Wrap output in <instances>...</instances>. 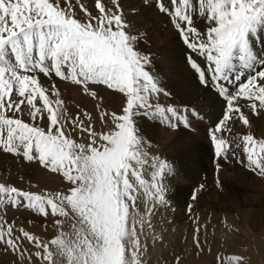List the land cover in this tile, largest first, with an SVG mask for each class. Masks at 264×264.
Listing matches in <instances>:
<instances>
[{
	"label": "snow or ice",
	"instance_id": "snow-or-ice-1",
	"mask_svg": "<svg viewBox=\"0 0 264 264\" xmlns=\"http://www.w3.org/2000/svg\"><path fill=\"white\" fill-rule=\"evenodd\" d=\"M145 4L168 17L200 84L225 101L211 135L216 157L231 156L264 176V139L243 135L241 154L234 150L241 143L233 144L240 138L218 135L232 133L230 122L250 126L246 113H264V0ZM144 35L121 0H94L91 11L82 0H0V151L68 182L63 191L39 192L0 183V246L21 264H144L141 236L156 202L167 203L173 164L149 156L141 121L175 128L181 119L190 125L199 118L189 105L157 102L170 93L153 57L139 48ZM53 77L81 86L96 100L107 131H96L87 112L69 115ZM94 85L122 94L119 113L103 108ZM80 133L87 143L73 138ZM146 166L154 169L150 180ZM9 206L52 217L54 236L45 240L9 222ZM199 231L193 242L203 250L207 241ZM220 264H244V258L229 255Z\"/></svg>",
	"mask_w": 264,
	"mask_h": 264
},
{
	"label": "rangeland",
	"instance_id": "rangeland-1",
	"mask_svg": "<svg viewBox=\"0 0 264 264\" xmlns=\"http://www.w3.org/2000/svg\"><path fill=\"white\" fill-rule=\"evenodd\" d=\"M134 1L121 0L122 5L125 2L136 5L135 8L130 9L129 11H126L124 13L126 16L130 17L132 20L135 21L136 28L141 33L146 34L144 35V39L148 38L149 45L144 48V52L151 54V56L153 57V60L155 63L154 64L155 70L156 72L159 73L160 79L162 80L163 84L165 83L168 84L167 78L169 76L167 72V67L164 65V62H165L164 60L166 59V57H164L165 54L163 53L165 50V46L169 50V54L174 55V56L176 55L175 58L179 60V64L184 68V70H185V67H187L190 70V73L194 75V79L196 80V81L194 80V84H193L194 87L191 89L190 88L188 89L187 88L188 86L184 84H183L184 86H187L186 88L178 87L174 89L172 87L171 88L172 90L168 91L170 95L169 96L160 95L157 98V102H159L162 106H175L176 105L175 107H177L178 104H180L185 99L186 100L190 99V101L194 104L192 107H195L196 111L199 113V118L192 120L190 125L186 124L184 119H181L180 121L177 122V126L175 128L164 126L160 124L158 121L147 120L149 122V127H148L149 129H146L147 133L145 134L147 136L146 138L148 141V148L146 150L149 152V156L150 157L158 156L160 157V159L162 160L164 159L167 162L172 163L173 170L174 171L178 170V171H176L177 174H174L175 172L172 171L173 173L168 174V177L166 178V183H167L166 190L168 194L166 195L167 203L159 204V202H156L155 207L153 208L154 214L151 216V220H150L151 226L149 227L147 224L145 225L144 232L141 236L142 243L147 245V251L145 252L144 257H143L144 264H174V263L175 264H196L197 259H198L197 260V263H198L200 260L199 258L202 254V250H198L196 245L193 242L194 236L197 235L196 233L197 227H199L200 229L198 235L200 239L202 238L201 240H204L205 234H207V236L205 237L213 235V240L216 239L215 241L218 245L217 253L213 254V256L212 255L208 256V258L206 259L207 260L206 264H220L221 258L227 257L232 254V253L230 254L228 249H225V250L224 248L221 249L222 247L220 246L221 243L224 242V240L222 239H225L223 238L224 235H221V230L224 227H226L227 224H229L228 222H231L232 224L234 222H238L239 220L238 218H244L247 221H250L254 226L258 225L257 227H259L260 230L259 228H257L256 231L254 230L253 236L254 237L256 236L255 237L256 239L260 238V241L262 240V242L264 241V236H263L264 229L262 228L264 227V216H263L264 215V189H263L264 188V177L259 175L256 172L251 171L244 164L239 163L238 160H236L235 158L231 156L229 157L228 160H223V159H219L216 157L214 144L211 140V135L218 123V119L221 117V114L224 111L225 101L223 100L222 97L218 95L217 91L214 88H212L211 86L204 87L200 84V82L197 79L196 73L190 68L189 64L186 61L185 54L187 52V49H186V52H178V50H176L178 47V44H175V43L177 41L179 42L178 40L179 36L174 30L173 25L169 22L168 17L161 14L155 7L148 8L145 4V0H136L138 4L134 3ZM82 2L85 3L89 7L90 11L92 10V4L94 3V0H82ZM151 25H154V26H151ZM155 32L157 33V35ZM163 35L164 36L167 35L165 37V40H164ZM152 42L154 45L152 44ZM157 42L159 45L157 44ZM171 42H173L174 44ZM182 62H184L185 64ZM53 80L55 81L56 86L60 89L61 96H62L61 98L65 101V104L67 105L68 110L70 108L75 107L76 109H79V111L77 112L78 114H80L81 111L87 112L93 116L94 123L97 121L96 123H99L100 124L99 126H102V122L100 121V119L96 118L98 117V110L96 108V100H93V98L88 96L86 93L82 92L81 86L74 85L70 81H61L59 78H56V77H53ZM92 88L93 90L96 89L95 91H97L99 97H103L102 104L105 102L104 95L106 94V92L113 91V90L107 89V87L104 85H94L92 86ZM98 90L100 93L98 92ZM163 98L164 100L162 101ZM176 101L178 102L176 103ZM246 114L249 115L250 126H244L242 122H239V121H237V123H235L234 125L231 124L230 122V126L232 127V133L227 134V133L222 132L218 134L222 136H228L229 139H231V136L233 135L240 138L236 141H233V144L237 142L241 143V147L239 149H234L235 151L241 154L243 153V144H242L243 135L252 134L254 138L256 139H264V113L249 112ZM179 124L182 125L181 126L182 129L187 133V136H189L191 140H193V143L196 147L194 145L188 144L186 145L185 148H183V151H185L184 154L182 152L179 154L181 157H183L182 161L181 162L179 161L180 166L177 165V168H176L174 167V160L172 159L174 158L175 152L172 151L173 148L171 146L170 148H167L166 139H161L159 137L158 132L161 129L160 131H162V135L164 138V135L167 136V135L172 134L170 133V131L174 132V130L176 129L179 132L181 130L178 127ZM156 127L157 129L159 128L158 132H157ZM194 149L197 151L199 150L200 151L196 154ZM232 150L233 149L230 148V152ZM186 151L188 152L192 151V154ZM3 154H7L6 159L9 165V169L2 170V174L0 175L1 176L0 183L6 182L7 184L16 186L22 190H28L29 188L30 189L33 188L32 190L30 189L29 190L34 191V192L35 191L39 192L36 189V187L39 186L38 184L40 183L41 179L40 177L39 178L38 177L35 178V177L38 174L37 171L41 169L42 167L36 162H27L21 157H17L11 153H4L3 151H0V161L4 160ZM190 156L194 158L192 159ZM199 158H201V160ZM195 159L196 161H198L199 159L201 163L200 162H199L200 164L194 163ZM217 163L221 165L219 171H217V168H216ZM26 170L28 173L25 172ZM153 171L154 169L146 166L144 170L145 178L150 180L151 173ZM20 172H22L23 174L20 175ZM47 173L50 175V172H47ZM174 176H177L178 178L177 177L174 178ZM28 178H33L34 180L28 181L29 182L28 183L27 182V180H29ZM184 178L187 179L186 183L188 184L184 185L181 182L182 179ZM47 179L49 180V176H47ZM178 179L180 180L181 183L179 182ZM19 180L20 181L22 180L21 182H23V184ZM50 180H51L50 185H54L55 189H59V186H61L62 184L61 181H63L64 179L61 175L58 176V174H55V176L50 177ZM16 181L18 183H15ZM32 184L34 185L32 186ZM28 185L30 186L29 188H28ZM171 186H174L175 189L174 187L172 188ZM200 189L202 190L200 191ZM194 196H195V199H193ZM184 198H187V199H184ZM191 208L192 210L189 212L188 210ZM139 212H140V215L142 216L145 215L146 210L143 205H141ZM17 213L18 214L20 213L22 217L18 215ZM30 213H34V212L24 207L16 208V207L9 206L7 214H6V218L8 219L9 222L11 221L14 222L15 225L18 227V224H21V222L23 221L22 218H24V216L26 218V215ZM180 213L183 215H181ZM19 216L21 217L20 220L22 219L21 222L19 220ZM211 216L213 219H211L210 221L211 223L210 222L208 223L209 226L211 227L209 228L207 227L208 226L207 225L205 229H203L205 226L204 224L206 223L205 221L206 220L209 221V218ZM38 218L41 220L40 222L38 221ZM51 221H52V217L43 218L42 216L37 214V218H34L29 221V223H31V226L27 225V229L28 227H30V229L28 230L31 232H34L32 229H35V224H36L38 225V227H40L39 230H41L42 235H44L45 237L47 236V237L52 238L51 233L52 234L54 233L50 231V229L47 226V223ZM42 225L44 228L41 227ZM206 229H208V231ZM261 230H263V232ZM170 232L172 233V238H171ZM164 235L165 236L168 235L166 237L167 239L166 241L163 240ZM160 243L161 245H159ZM11 253H13L11 250H7L5 247L0 246V264H9ZM191 253L193 254V256L191 255ZM195 257L197 259L194 260Z\"/></svg>",
	"mask_w": 264,
	"mask_h": 264
},
{
	"label": "bare ground",
	"instance_id": "bare-ground-1",
	"mask_svg": "<svg viewBox=\"0 0 264 264\" xmlns=\"http://www.w3.org/2000/svg\"><path fill=\"white\" fill-rule=\"evenodd\" d=\"M127 1V0H126ZM132 1H134V0H132ZM130 2V1H129ZM122 3H123V1H122ZM126 3V2H125ZM123 4L124 5V7H123V11L124 12H126V11H129L130 9H133V8H135V4H132V3H126V4ZM134 3H136V4H138L137 3V1L135 0L134 1ZM149 8V7H148ZM152 9H154V8H152ZM145 10V9H144ZM150 10V9H149ZM148 10V11H149ZM152 11V10H151ZM150 11V12H151ZM145 12V11H144ZM157 14V13H156ZM137 17H138V15H137ZM164 20H166V19H164ZM137 21V20H136ZM154 21V20H153ZM152 22V21H151ZM156 23V22H155ZM144 24V23H143ZM149 24V23H148ZM157 25H159V24H157ZM151 26H154V25H151ZM156 26V25H155ZM172 26V25H171ZM138 27V26H137ZM154 28V27H153ZM162 28V27H161ZM150 29V28H149ZM155 29V28H154ZM158 29V28H157ZM144 30V29H143ZM142 30V31H143ZM139 31V30H138ZM146 31V30H145ZM160 31V30H159ZM140 32V31H139ZM147 33V32H146ZM153 33V32H152ZM156 33V32H155ZM161 34V33H160ZM159 34V35H160ZM165 34V33H164ZM146 35V34H145ZM154 35V34H153ZM156 35H157V33H156ZM169 35V34H168ZM148 36V35H147ZM164 36V35H163ZM167 35H165L164 36V40H165V37H166ZM170 36V35H169ZM162 37V36H161ZM158 38V37H157ZM178 38V37H177ZM163 39V38H162ZM175 39V38H174ZM154 40V39H153ZM166 40H167V38H166ZM170 40V39H169ZM178 40H179V42L177 41L175 44H178V47H177V49L176 50H178V52H186V47L183 45V43H182V41H181V39L180 38H178ZM168 42V41H167ZM171 43H173V42H171ZM152 44H153V42H152ZM151 44V45H152ZM157 44H158V42H157ZM164 44V43H163ZM174 44V43H173ZM149 45V41H148V38H145V39H143L140 43H139V48H140V50H142L143 52H144V48L146 47V46H148ZM154 45V44H153ZM159 45V44H158ZM161 45V44H160ZM165 46V45H164ZM151 47V46H150ZM159 47H161V46H159ZM163 47V46H162ZM174 49V50H175ZM180 50V51H179ZM159 51H161V50H159ZM167 52V53H166ZM164 54H165V56L164 57H166V59L164 60V61H162V62H164V65L167 67V72H168V78H167V81H168V84H164V86L166 87V89H167V91H171L172 89V87L174 88V89H176V88H178V87H187L188 89L190 88H193L194 87V75H192V73H190V70L187 68V67H185V70H184V68L179 64V60L178 59H176L175 58V56L174 55H171V54H169V50L167 49V47L165 46V50H164V52H163ZM157 54V53H156ZM185 54V53H184ZM151 55V54H150ZM159 55V54H158ZM155 57V56H154ZM163 58V57H162ZM162 60V59H161ZM161 62V61H160ZM186 62V61H185ZM182 63H184V62H182ZM155 64V63H154ZM185 64V63H184ZM195 74V73H194ZM166 75V74H165ZM166 77V76H165ZM196 78V77H195ZM56 80V79H55ZM196 81V80H195ZM196 83V82H195ZM187 85V86H184V85ZM196 85V84H195ZM198 85V84H197ZM199 86V85H198ZM197 86V87H198ZM67 88V87H66ZM77 89V88H76ZM79 89V88H78ZM96 90V89H95ZM181 90H182V88H181ZM184 90V89H183ZM80 91V90H79ZM197 91V90H196ZM98 92H99V90H98ZM100 93V92H99ZM76 94V93H75ZM79 95H81V94H79ZM206 95V94H205ZM105 97H104V99H105V102L102 104L103 105V108L104 109H106V110H108V111H116L117 113H119V111H120V109H121V105H122V101H123V98H122V96H121V94H119V93H117V92H115V91H112V92H106V94L104 95ZM62 97V96H61ZM82 97V96H81ZM193 97V96H192ZM196 97V96H195ZM208 97V96H207ZM83 98V97H82ZM92 98V97H91ZM191 98V97H190ZM202 98V97H201ZM200 98V99H201ZM94 100V99H93ZM164 100V98L162 99V101ZM211 100H213V99H211ZM210 100V101H211ZM182 101V100H181ZM194 101V100H193ZM197 101V100H196ZM201 101V100H200ZM175 102V101H174ZM178 101H176V103H177ZM173 103V102H172ZM208 103V102H207ZM215 103V102H214ZM174 104V103H173ZM66 105V104H65ZM105 105V106H104ZM185 105H189V106H193L194 104L190 101V99H185L184 101H182L180 104H178V106H177V108L178 109H183V107L185 106ZM197 105H198V103H197ZM77 106V105H76ZM176 106V105H175ZM66 107H67V105H66ZM195 108V107H194ZM209 108H210V106H209ZM73 110V111H72ZM208 110V109H207ZM214 110V109H213ZM79 111V109H76L75 107L74 108H70L69 110H68V114L69 115H74V114H78L77 112ZM202 112V111H201ZM207 112V111H206ZM206 114V113H205ZM93 117V116H92ZM209 117V116H208ZM96 118H98V117H96ZM25 119H28V117L26 116L25 117ZM94 119V118H93ZM211 119V118H210ZM255 120V119H254ZM217 121V120H216ZM97 122V121H96ZM94 123L93 124V128L96 130V131H107V127L104 125V124H102V126H99L100 124L99 123ZM45 121H40V125L41 126H45ZM141 123H142V125H143V131H144V134L145 133H147L146 132V129H149L148 127H149V122L147 121V120H142L141 121ZM252 123V122H251ZM182 125L181 124H179L178 125V127H179V129H181L179 132H178V130H176V132H175V130H174V132H171L170 131V133H172L171 135H164V138H163V135H162V131H160L159 130V132H158V129H157V127H156V129H157V132H158V134H159V137L161 138V139H166V145H167V148H170V146L173 148L172 149V151H174L175 153H174V158H172L173 160H174V167H176L177 168V165L178 166H180L179 164H180V162L182 161V158L183 157H181L179 154L182 152L183 154H184V152L185 151H183V148H185L186 147V145H188V144H191V145H194V143H193V140H191V138L189 137V136H187V133L182 129V127H181ZM254 126V125H253ZM262 127V126H261ZM170 130V129H169ZM202 131V130H201ZM165 132H167V131H165ZM149 133V132H148ZM189 134V133H188ZM145 136H146V134H145ZM191 136V135H190ZM147 137V136H146ZM73 138L74 139H78V141L79 142H85V143H87L88 142V140L86 139V134L85 133H80V135H79V137H77L75 134L73 135ZM196 141V140H195ZM193 143V144H192ZM152 146V145H151ZM190 146V145H189ZM195 146V145H194ZM196 147V146H195ZM198 147V146H197ZM200 147V146H199ZM191 149V148H190ZM195 150V149H194ZM164 151V150H163ZM200 151V150H199ZM199 151H197V150H195V153L197 154ZM203 151V150H202ZM206 151V150H205ZM186 152H188V151H186ZM194 152V151H193ZM188 153H191L192 154V151H190V152H188ZM187 154V153H186ZM4 156V160H2V161H0V175L2 174V170H8L9 169V165H8V163H7V154H3ZM186 156V155H185ZM189 157V156H188ZM191 157V156H190ZM199 157V156H198ZM197 157V158H198ZM192 159L194 158V157H191ZM200 160H201V158H199ZM199 159H198V161H196V159L194 160V163H199L200 161H199ZM164 160V159H163ZM184 160V159H183ZM186 160V159H185ZM170 161V160H169ZM172 161V160H171ZM180 161V162H179ZM186 163V162H185ZM189 163V162H188ZM201 163V162H200ZM199 163V164H200ZM29 165V164H28ZM35 166V165H34ZM192 166V165H191ZM211 166V165H210ZM206 167V166H205ZM212 167V166H211ZM210 167V168H211ZM30 169V168H29ZM193 169V168H192ZM204 169V168H203ZM223 169H225V168H223ZM227 169H229V168H227ZM232 169V168H231ZM28 170V169H27ZM27 170L25 171V172H27ZM30 171V170H29ZM174 171V170H173ZM176 171H178V170H176ZM176 171H174L175 173L174 174H177V172ZM200 171V170H199ZM208 171V170H207ZM24 172V173H25ZM38 174H37V176L35 177V178H39L40 177V179H41V181H40V183L38 184L39 186L38 187H36V189L38 190V191H40L41 189H45V190H48V191H55V190H59V191H63V190H65L66 188H67V186H68V182H65L66 180H63V181H61L62 182V184H61V186H59V189H55L54 188V185H50V183H51V180H50V177L51 176H55V174L54 173H51L50 172V175L47 173V172H49V171H47V170H45V169H43V168H41V169H39L38 171ZM192 172V171H191ZM194 172V171H193ZM224 172V171H223ZM28 173V172H27ZM46 173H47V175H46ZM173 173V172H172ZM182 173V172H181ZM184 173V172H183ZM185 173H186V171H185ZM196 173V172H195ZM237 173V172H236ZM21 174H23L22 172H20V175ZM189 174V173H188ZM238 174V173H237ZM34 175V174H33ZM60 174H58V176H59ZM196 175V174H195ZM227 175V174H226ZM229 175V174H228ZM234 175V174H233ZM239 175V174H238ZM47 176H49V180L47 179ZM179 176H180V174H179ZM34 177V176H33ZM168 177V176H167ZM177 176H174V178H176ZM181 177H182V175H181ZM229 177V176H228ZM264 177V176H263ZM0 178H1V176H0ZM178 178V177H177ZM19 179V178H18ZM29 180H27V182L28 181H33L34 179L33 178H28ZM181 179V178H180ZM234 179V178H233ZM179 180V179H178ZM20 181V180H19ZM22 181V180H21ZM20 181V182H21ZM176 181V180H175ZM186 181H187V179H182V183L185 185V184H188V183H186ZM65 182V183H64ZM170 182H172V181H170ZM177 182V181H176ZM175 182V183H176ZM179 182H180V180H179ZM180 182V183H181ZM15 183H18L17 181L15 182ZM22 184H23V182H21ZM29 183V182H28ZM31 183V182H30ZM35 183V182H34ZM174 183V184H175ZM179 183V184H180ZM27 184V183H26ZM25 184V185H26ZM59 184V183H58ZM57 184V185H58ZM167 184V183H166ZM177 184V183H176ZM178 184V185H179ZM198 184V183H197ZM19 185V184H18ZM34 184H32V186H33ZM169 185V184H168ZM220 185V184H219ZM22 186V185H21ZM20 186V187H21ZM23 187V186H22ZM21 187V188H22ZM25 187V186H24ZM30 186L28 185V188H29ZM172 188L174 187V186H171ZM194 187V186H193ZM27 188V187H26ZM179 188V187H178ZM262 188V187H261ZM30 189V188H29ZM28 189V190H29ZM33 188H31L30 190H32ZM174 189H175V187H174ZM186 189V188H185ZM260 189V188H259ZM264 189V188H263ZM29 190V191H30ZM179 190V189H178ZM202 189H200V191H201ZM204 191V190H203ZM254 191H256V190H254ZM263 191V190H262ZM35 192H37V191H35ZM207 192V191H206ZM174 194V193H173ZM199 194V193H198ZM168 195V194H167ZM186 196V195H185ZM228 196V195H227ZM191 197V196H190ZM200 197V196H199ZM207 197V196H206ZM168 198H170V197H168ZM172 198V197H171ZM184 199H187V198H184ZM189 200V199H188ZM198 200V199H197ZM194 201V200H193ZM258 201V200H257ZM215 202V201H214ZM175 204V203H174ZM224 205V204H223ZM179 207V206H178ZM21 208V207H20ZM246 208V207H245ZM191 210H192V208H191ZM24 211V210H23ZM177 211V210H176ZM189 211V210H188ZM255 211V210H254ZM190 212V211H189ZM188 212V213H189ZM244 212V211H243ZM23 213V212H22ZM18 214V213H17ZM25 214V213H24ZM181 214V213H180ZM15 215V214H14ZM18 215H20V213L18 214ZM181 215H183V214H181ZM227 215V214H226ZM244 215V214H243ZM254 215V214H253ZM21 216V215H20ZM19 216V220H20V218L22 217H20ZM264 216V215H263ZM16 217H17V215H16ZM245 217V216H244ZM34 218H37V214L36 213H30V214H28V215H26V218H25V216H24V218H22L23 219V223L21 222V220H20V222H21V224H18V227H24L26 230H28V229H30V227H28V229H27V225L29 226H31V223H29V221L30 220H32V219H34ZM44 218V217H43ZM169 218V217H168ZM232 218V217H231ZM211 219H213L212 218V216L209 218V221L208 220H206L205 222V226H204V228L203 229H205V227L207 226V227H211V226H209V222L211 221ZM216 219V218H215ZM214 219V220H215ZM219 219V218H218ZM221 219V218H220ZM239 220H238V222H234V223H232L231 224V222H228L229 224H227V226L226 227H224L222 230H221V235H224L223 236V238H225V239H222V240H224V242L223 243H221V249H223L224 248V250L225 249H228V251L230 252V254L232 253L233 255H240L241 257H243L244 258V264H264V241L262 242V240L260 241V238L258 239H256L254 236H253V234H254V230L256 231V229L257 228H259V227H257V226H254L250 221H247L246 219H244V218H238ZM14 220V219H13ZM18 220V219H17ZM52 220H53V218H52ZM177 220V219H176ZM204 220V219H203ZM237 220V219H236ZM16 221V220H15ZM38 221L40 222L41 220L38 218ZM234 221V220H233ZM12 222V221H11ZM34 222V221H33ZM211 223V222H210ZM253 223H254V221H253ZM190 224V223H189ZM47 226H48V228L50 229V231H52L54 234H55V229L52 227V221L51 222H48L47 223ZM47 226H45V227H47ZM184 226V225H183ZM41 227H43V225L41 226ZM254 227H256V228H254ZM44 228V227H43ZM263 229H264V227H262ZM40 229V227H38V225H36L35 224V229H32L34 232L33 233H35V234H37V235H40L41 237H42V239H50L51 237H45L44 235H42V233H41V230H39ZM145 229V228H144ZM207 231H208V229H206ZM259 230H260V228H259ZM49 231V232H50ZM258 231V230H257ZM262 232H263V230H261ZM31 232V231H30ZM161 232V231H160ZM171 233V232H170ZM205 233V232H204ZM258 233H260V232H258ZM264 233V232H263ZM262 233V234H263ZM54 234H52L51 233V236L53 237L54 236ZM214 234V233H213ZM168 236V235H167ZM167 236H165L164 235V239L163 240H167L166 239V237ZM205 236H207V234H205ZM204 236V240H206L207 241V244L205 245V247L203 248V250H202V254L201 253H199V254H201V256H200V260H199V262L197 263V258H198V256H197V258L195 257L194 258V260L195 259H197L196 260V264H206V259L208 258V256H210V255H212L213 256V254H215V253H217V251H218V245H217V243H216V239L215 240H213V235H211V236H208V237H205ZM263 236H264V234H263ZM263 236H262V238H263ZM178 237V236H177ZM215 237V236H214ZM260 237V236H259ZM171 238H172V233H171ZM202 239V238H201ZM221 239V238H220ZM181 244V243H180ZM159 245H161V243L159 244ZM176 246V245H175ZM182 246V245H181ZM184 247V246H183ZM190 249V248H189ZM192 250V249H191ZM188 254V253H187ZM231 254V255H232ZM191 255L193 256V254L191 253ZM196 255H198V254H196ZM175 256V255H174ZM225 256V255H224ZM158 259V258H157ZM10 262H9V264H21V262H20V260H19V258H18V256L13 252V253H11V255H10ZM193 260V259H192ZM155 261V260H154ZM174 261V260H173ZM8 262V261H7ZM16 262V263H15ZM153 262V261H152ZM169 263V262H168ZM173 263V262H172ZM24 264H27V261H25L24 262ZM175 264V263H174Z\"/></svg>",
	"mask_w": 264,
	"mask_h": 264
}]
</instances>
